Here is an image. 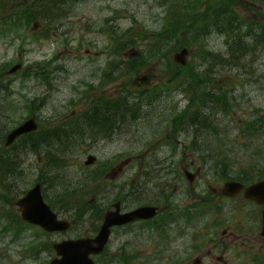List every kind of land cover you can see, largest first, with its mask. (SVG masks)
<instances>
[{
  "label": "rangeland",
  "instance_id": "obj_1",
  "mask_svg": "<svg viewBox=\"0 0 264 264\" xmlns=\"http://www.w3.org/2000/svg\"><path fill=\"white\" fill-rule=\"evenodd\" d=\"M224 1L226 8L235 11L237 23L225 32L216 27L210 29L189 51L186 64L202 81L193 94L183 91L190 77L180 67L182 91L166 84L170 77L167 73L178 66L173 57L181 47L170 54L164 49L157 51L155 46V52L147 49L164 26V0H62L64 11L51 7L52 16L58 19L49 22L39 18L24 19L26 22L17 19V13H24L26 8L35 10V0H0V87L5 88L0 92V136L30 115L39 120L38 132H46L51 126L58 129L64 118L73 113L78 116L97 98L124 99L135 106L136 94L140 92L160 95L154 109L165 111V105H170L169 124L176 112L175 104L182 112H192L191 100L196 110L197 103L203 101V95L212 87L215 95L227 93L229 100L227 107L209 115L216 140L210 134L208 142H215L222 151L225 144L229 147L228 160H224L226 152L218 151L221 163L216 167L223 172L234 169L242 173L239 168L229 167L232 149L237 153L235 166L248 171L245 160L255 148L261 154L259 166L262 162L264 167V0ZM201 20L206 26L212 16L206 13ZM235 38L240 42L234 45ZM132 61L143 65L129 68L127 64ZM16 65L21 66L18 73L7 75V70ZM141 78L143 83L139 81ZM155 119L166 125L163 116ZM255 120L261 130L257 139L247 142L243 134L246 124ZM125 123L121 124L123 129L131 125ZM154 130V122L141 121L138 134L125 129L110 138L98 139L99 161L110 159L115 165L126 157L131 142L138 136L150 141ZM89 131V126L82 130L84 138L76 145V152H68L58 142L49 143L51 163L57 160L59 168L48 165L47 150L43 147L27 153L14 148L10 154L0 151V159H9L15 166L0 169V264H48L54 257L55 242L89 234L116 199L124 198V205L129 204L127 185L121 192L119 189L127 183L129 170L116 171L117 176L120 172L118 178L113 174L115 171L98 168L97 178L95 167L75 171L71 166L80 160L82 163L87 146L95 143V130ZM189 135L182 125L183 147L177 160L183 166L189 163L191 155L198 159L197 163L201 162L195 150L186 146ZM151 165L157 169L156 162ZM191 172L195 174L196 170ZM219 173L205 169L193 183L185 180L174 203L179 211L180 231L170 238L168 235L169 247L190 242L189 234L196 228L192 219L202 211L203 203L198 198L209 195V187H222L225 180L218 177ZM39 181L45 200L54 205L59 218L72 222L70 231L47 234L20 220L14 202ZM193 208L195 212L190 211ZM79 215L81 218H77ZM128 231L114 232L103 255L94 258L96 264H150L157 259L151 244L132 246Z\"/></svg>",
  "mask_w": 264,
  "mask_h": 264
},
{
  "label": "flooded vegetation",
  "instance_id": "obj_2",
  "mask_svg": "<svg viewBox=\"0 0 264 264\" xmlns=\"http://www.w3.org/2000/svg\"><path fill=\"white\" fill-rule=\"evenodd\" d=\"M159 102L134 103L133 106L124 99L107 101L97 98L92 106L78 116L73 113L64 118L66 132L64 148L68 152L78 150L76 145L83 138L81 133L84 128L89 126L90 131L95 130V143H91L86 149V155L91 154L95 157L94 162L87 165L85 158L82 163L81 160L72 163L71 166L75 171L95 167L98 178V168L115 171L114 175L116 171L129 170L125 178L128 183L129 204L125 206L120 200L115 201L120 202L121 211H131L145 206L158 210V214L152 218L139 219L122 227H114L104 250L113 240L115 231L129 230L132 246L151 244L152 249L157 251L154 255L159 259H153L150 264H157L158 261L159 264H264V205L246 199L242 193L235 197L224 196L217 187H209L210 194L201 197L204 201V210L198 217L192 219L196 222V228L189 234L190 242L169 247L168 235L170 238L172 234H178L180 231L179 211L174 203L179 192H182L186 180L184 171L196 170V176L200 171L207 170L213 165L205 162L197 163L198 159L193 158L192 155L191 161L184 166L183 162H178L177 157L182 154L183 147L179 115L181 108L177 104L174 105L176 112L168 124L170 105H165V111L152 108ZM162 116L166 125L155 119V117L160 119ZM120 121L131 123L125 126V129L134 135L139 133L138 126L141 121L154 122L156 126L154 136L146 142L142 136H138L137 140L130 143L126 157L114 163L115 165L110 159L101 162L98 158V139L110 138L125 130L124 125H119ZM52 128L53 126L50 127ZM6 135L7 133H4L0 136L1 152L14 148L21 153L24 144L28 151L37 149L36 142L29 140L31 135L18 137L13 142L14 147H12L13 143L5 146ZM49 143L52 144L53 141L43 142L41 146L47 148V152L50 153L52 149ZM92 149L94 151H91ZM155 162L157 169L151 165ZM119 174L120 172L118 176ZM106 175L107 173L103 177L105 178ZM109 209L110 205L105 212ZM195 211L196 208H193L192 212ZM96 229L83 237H94L98 232V230L94 232ZM101 255L103 253L99 256Z\"/></svg>",
  "mask_w": 264,
  "mask_h": 264
},
{
  "label": "trees",
  "instance_id": "obj_3",
  "mask_svg": "<svg viewBox=\"0 0 264 264\" xmlns=\"http://www.w3.org/2000/svg\"><path fill=\"white\" fill-rule=\"evenodd\" d=\"M36 2V0H35ZM62 0H38L35 3V10H29L26 8L24 13H17L18 20H22V22H26L30 20V18L37 19L39 18L42 21L49 22L51 20L55 21L58 18L52 16L51 7H56V9L64 11L62 7ZM226 2L224 0H219L216 3L211 2H197L193 0H189L184 2V0H164V26L162 30L157 34L155 40L149 45L147 48L151 52H155L153 46L156 47L157 51L165 50L166 54H170V52L174 49L188 48L191 50L194 47L195 43L200 40V36H202L205 32L210 29L216 27L218 31L225 32L235 27L237 23V18L235 16V11L232 9H228L225 7ZM166 12L168 16H166ZM209 14L212 16V20L206 26H203V20L201 18L204 14ZM26 19V21L24 20ZM229 36V35H228ZM231 38V36H230ZM117 39V36L115 37ZM240 40L238 38L234 39V45L238 44ZM264 42V40H263ZM161 46H164L161 48ZM164 55V54H163ZM142 58V57H141ZM140 59V58H139ZM145 59H143L144 61ZM143 64H137L135 61H132L127 64L129 68H133L134 66H140ZM189 65H185L181 67V69L189 75L190 80L185 83L183 91L187 93L195 94L196 89L201 87L202 81L198 79L197 73H194ZM187 72H186V71ZM1 90V88H0ZM203 101L198 102V108L196 110H191L192 112L183 111L182 123L184 125V129L189 130L192 129L195 132V136L191 137V141L193 144L197 143L196 150L199 153L201 159L205 161L207 164H212L213 167L209 168L212 171L218 173V177L220 178H228V179H236L242 180L244 182H251L254 180H258L263 178L264 176V167L259 166V157L260 151L255 148V150L249 155L248 159L245 160L248 168V171H244L237 164L235 166V157H237L236 150L231 149V164L230 168H239L242 173H236V170L230 169L228 171L223 172L222 169H218L216 166H220L221 159L219 157V152H224L218 146H214L208 142L207 136L211 134V127L208 117V111H212L213 114L217 113L219 110H223L227 107L229 102L227 93L221 94V96H217L213 93L212 87L211 89L203 95ZM190 107L194 105V100H191ZM188 116L187 118H185ZM259 121L255 120L253 122H249L246 124V132H244L245 140L247 142L254 141L257 139V135L261 129L258 124ZM210 126V127H209ZM56 131V130H55ZM46 137V134H45ZM38 138H42V134H38ZM54 140L62 141L61 135H54ZM228 152V151H227ZM226 152V156L224 160H228V155ZM47 155V154H46ZM264 156V150L263 154ZM51 163V162H49ZM48 163V165H50ZM55 168H59L60 164L57 160H54L53 163ZM9 170L11 166L6 162L3 166ZM15 169V167H13ZM236 173V174H235ZM77 218H81L79 215Z\"/></svg>",
  "mask_w": 264,
  "mask_h": 264
},
{
  "label": "water",
  "instance_id": "obj_4",
  "mask_svg": "<svg viewBox=\"0 0 264 264\" xmlns=\"http://www.w3.org/2000/svg\"><path fill=\"white\" fill-rule=\"evenodd\" d=\"M188 54L186 48L177 52L173 59L180 65L185 64V57ZM19 66L12 68L9 72H15ZM36 129V123L33 119L27 120L18 128L14 129L7 136L6 145L11 144L15 138L23 133L31 132ZM94 159L88 158L87 163ZM189 181L193 180V175L186 172ZM243 189L239 182L229 181L224 184L222 194L234 196ZM244 196L248 199L264 204V180L254 183L244 189ZM15 204L21 209V217L24 221L39 225L49 232L65 231L69 224L66 221L57 219V215L50 209L41 196V188L36 184L27 193L19 198ZM114 210L105 214V218L99 232L94 238L66 240L54 245L57 256L49 264H95L91 255H97L102 252L107 243L112 226L124 225L138 219H147L155 216V208H140L128 213H120L119 204L113 205Z\"/></svg>",
  "mask_w": 264,
  "mask_h": 264
}]
</instances>
